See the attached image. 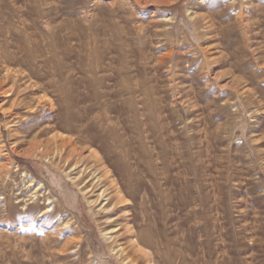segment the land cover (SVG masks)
<instances>
[{"label":"rangeland","instance_id":"1","mask_svg":"<svg viewBox=\"0 0 264 264\" xmlns=\"http://www.w3.org/2000/svg\"><path fill=\"white\" fill-rule=\"evenodd\" d=\"M0 264H264V0H0Z\"/></svg>","mask_w":264,"mask_h":264},{"label":"bare ground","instance_id":"2","mask_svg":"<svg viewBox=\"0 0 264 264\" xmlns=\"http://www.w3.org/2000/svg\"><path fill=\"white\" fill-rule=\"evenodd\" d=\"M208 17H209V16H208ZM208 19H209V18H208ZM205 20L207 21V19H205ZM201 21H203V19H202ZM206 21H205V22H206ZM210 21H211V20H210ZM207 23H208V22H207ZM195 24H196V23H194V25H195ZM209 24H210V23H209ZM194 25H193V27H196V25H195V26H194ZM212 25H213V24H212ZM57 140H58V139H57ZM65 145H66V144H65ZM69 145H70V144H69ZM67 162H68V161H67ZM115 191H116V190H115ZM116 192H117V191H116ZM116 192H115V193H116ZM109 198H110V197H109ZM116 198H117V197H116ZM119 198H120V196H119ZM120 200H122V199L120 198ZM17 202H18V201H17ZM118 202H119V201H118ZM16 204H17V203H16ZM7 207H8V205H7ZM23 207H24V206H23ZM29 209H30V208H29ZM22 210H23V208H22ZM24 210H25V209H24ZM27 210H28V209H27ZM8 212H9V211H8ZM31 218H32V217H31ZM27 219H28V217H27ZM3 224H4V223H3ZM134 245H135V244H134Z\"/></svg>","mask_w":264,"mask_h":264}]
</instances>
